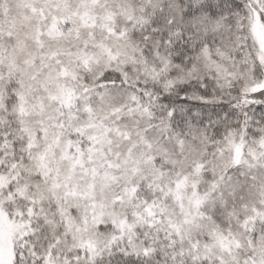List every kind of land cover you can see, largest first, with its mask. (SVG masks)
Listing matches in <instances>:
<instances>
[{
    "label": "snow or ice",
    "instance_id": "snow-or-ice-1",
    "mask_svg": "<svg viewBox=\"0 0 264 264\" xmlns=\"http://www.w3.org/2000/svg\"><path fill=\"white\" fill-rule=\"evenodd\" d=\"M0 264H264V0H0Z\"/></svg>",
    "mask_w": 264,
    "mask_h": 264
}]
</instances>
